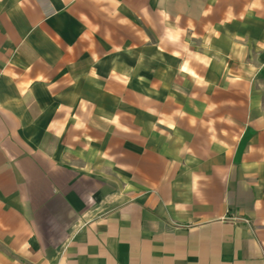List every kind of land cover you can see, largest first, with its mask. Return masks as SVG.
Wrapping results in <instances>:
<instances>
[{"label":"crops","instance_id":"crops-1","mask_svg":"<svg viewBox=\"0 0 264 264\" xmlns=\"http://www.w3.org/2000/svg\"><path fill=\"white\" fill-rule=\"evenodd\" d=\"M0 264H264V0H0Z\"/></svg>","mask_w":264,"mask_h":264},{"label":"built area","instance_id":"built-area-1","mask_svg":"<svg viewBox=\"0 0 264 264\" xmlns=\"http://www.w3.org/2000/svg\"><path fill=\"white\" fill-rule=\"evenodd\" d=\"M242 223H244V222H242Z\"/></svg>","mask_w":264,"mask_h":264}]
</instances>
